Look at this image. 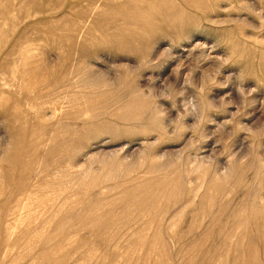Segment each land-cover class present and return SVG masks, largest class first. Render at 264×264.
<instances>
[{
    "label": "rangeland",
    "instance_id": "rangeland-1",
    "mask_svg": "<svg viewBox=\"0 0 264 264\" xmlns=\"http://www.w3.org/2000/svg\"><path fill=\"white\" fill-rule=\"evenodd\" d=\"M0 264H264V0H0Z\"/></svg>",
    "mask_w": 264,
    "mask_h": 264
}]
</instances>
